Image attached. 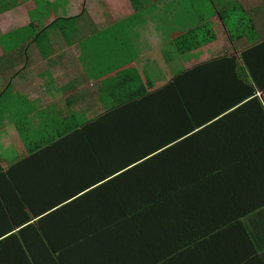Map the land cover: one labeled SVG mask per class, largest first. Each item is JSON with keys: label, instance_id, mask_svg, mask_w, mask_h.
I'll return each instance as SVG.
<instances>
[{"label": "trees", "instance_id": "obj_1", "mask_svg": "<svg viewBox=\"0 0 264 264\" xmlns=\"http://www.w3.org/2000/svg\"><path fill=\"white\" fill-rule=\"evenodd\" d=\"M153 1L202 21L176 36L180 55L216 40L206 0ZM209 2L231 38L253 33L239 0ZM261 51L243 52L250 73L233 58L200 65L68 126L59 148L0 159V264H263L245 222L264 208Z\"/></svg>", "mask_w": 264, "mask_h": 264}, {"label": "crops", "instance_id": "obj_2", "mask_svg": "<svg viewBox=\"0 0 264 264\" xmlns=\"http://www.w3.org/2000/svg\"><path fill=\"white\" fill-rule=\"evenodd\" d=\"M1 2L6 6H0V159L4 169L27 158L36 142H62L68 126L93 120L120 101L154 94L179 73L213 66L221 58L236 60L237 73H250L243 52L264 42V0L240 3L255 26L247 39L231 38L206 0L207 21L216 40L184 55L177 53L175 38L197 25L195 17L176 6L162 7L153 1L137 11L131 0ZM261 55L264 59V51ZM218 68L226 73L225 67ZM257 72H264V61ZM257 96L264 107V89L257 90ZM41 157L52 158V151ZM245 222L264 264V208Z\"/></svg>", "mask_w": 264, "mask_h": 264}, {"label": "rangeland", "instance_id": "obj_3", "mask_svg": "<svg viewBox=\"0 0 264 264\" xmlns=\"http://www.w3.org/2000/svg\"><path fill=\"white\" fill-rule=\"evenodd\" d=\"M146 1V3L148 4V3H151L152 2V0H145ZM245 1H247V0H242V1H240L239 0V2L240 3H244ZM65 3H67V0H65ZM239 3V4H240ZM221 9H225V7H221ZM222 11V10H221ZM238 14H236V13H234L233 15H232V21H231V23H235L236 24V27H238V26H240V24L241 23H239V21H238V19H240L241 18V15L242 14H240L239 12H237ZM195 20H196V22L194 23L195 25H197V24H201L202 23V21L201 20H199V19H196L195 18ZM213 28V27H212ZM239 33H241V35L240 36H243L244 38H246L247 39V35H248V29L246 28V27H242V29L240 30V31H236V34L238 35ZM177 50V49H176ZM177 53H178V51H177ZM179 54V53H178ZM20 159V158H19Z\"/></svg>", "mask_w": 264, "mask_h": 264}]
</instances>
